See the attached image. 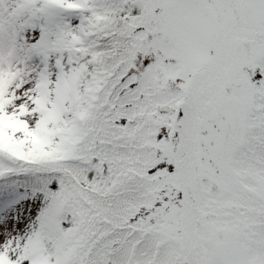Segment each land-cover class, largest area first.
Here are the masks:
<instances>
[{"label": "snow or ice", "instance_id": "1", "mask_svg": "<svg viewBox=\"0 0 264 264\" xmlns=\"http://www.w3.org/2000/svg\"><path fill=\"white\" fill-rule=\"evenodd\" d=\"M0 264H264V0H0Z\"/></svg>", "mask_w": 264, "mask_h": 264}]
</instances>
